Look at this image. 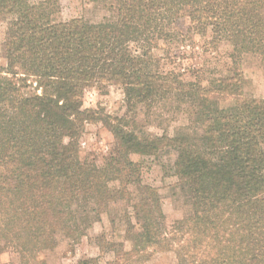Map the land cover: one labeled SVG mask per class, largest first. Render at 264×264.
<instances>
[{
    "label": "trees",
    "instance_id": "trees-1",
    "mask_svg": "<svg viewBox=\"0 0 264 264\" xmlns=\"http://www.w3.org/2000/svg\"><path fill=\"white\" fill-rule=\"evenodd\" d=\"M57 7L0 0V256L48 264L40 255L58 234L79 239L122 207L128 231L133 214L141 232L131 251L99 237L108 264L169 252L175 264H264V99L245 96L241 72L246 55L264 64V0H117L115 19L101 23L58 20ZM189 36L207 49L229 44L238 70L207 80L163 68L157 52ZM110 87L123 91L128 114L167 101L190 107L203 137L150 135L127 116L84 107L88 90ZM90 122L114 137L103 166L80 158ZM165 147L192 209L171 229L140 160Z\"/></svg>",
    "mask_w": 264,
    "mask_h": 264
},
{
    "label": "rangeland",
    "instance_id": "rangeland-1",
    "mask_svg": "<svg viewBox=\"0 0 264 264\" xmlns=\"http://www.w3.org/2000/svg\"><path fill=\"white\" fill-rule=\"evenodd\" d=\"M38 3L46 0H29ZM57 2L55 17L66 21L83 19L91 23L113 21L116 17L117 0H54ZM7 31L6 22L0 21V46ZM204 41L189 36L186 41H175L158 51V56L165 57L163 68L196 70L202 78L230 77L237 71L233 64L232 47L221 44L217 49H207ZM5 66L1 57L0 69ZM241 72L244 80V94L247 97L264 99V64L260 57L246 55L241 62ZM192 73L185 80H191ZM84 107L103 111L112 118L127 116L136 120L142 132L156 136L175 138L189 136L200 140L203 128L196 122L188 106H178L173 101H167L148 112L140 106L133 114H128L123 91L118 87H110L105 91L90 89L84 97ZM114 149V137L101 122H90L85 125L80 139V158L103 166ZM142 180L158 190L163 202L166 216L165 224L171 229L174 222L188 216L192 209L179 185L174 173L176 153L170 147H165L156 156L143 157ZM132 230L128 231L125 209L115 207L109 214L101 216L100 221H94L92 227L79 239L58 234L56 247L42 253L40 258L48 264H108L113 259L111 252L101 251L99 237L103 234L107 242L122 244L124 249L131 251L133 237L141 232L133 214H129ZM96 260V261H94ZM173 252L155 254L148 260L135 259L130 264H175ZM0 264H22L21 257L13 250L0 256Z\"/></svg>",
    "mask_w": 264,
    "mask_h": 264
}]
</instances>
